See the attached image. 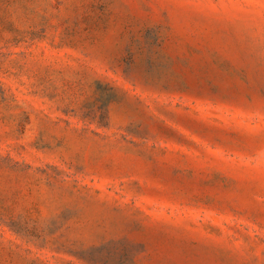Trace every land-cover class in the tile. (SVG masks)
<instances>
[{
  "label": "rangeland",
  "instance_id": "374dc122",
  "mask_svg": "<svg viewBox=\"0 0 264 264\" xmlns=\"http://www.w3.org/2000/svg\"><path fill=\"white\" fill-rule=\"evenodd\" d=\"M0 264H264V0H0Z\"/></svg>",
  "mask_w": 264,
  "mask_h": 264
}]
</instances>
